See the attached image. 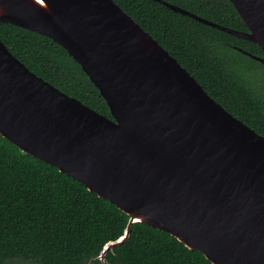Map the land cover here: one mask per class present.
I'll return each instance as SVG.
<instances>
[{"label":"water","instance_id":"water-1","mask_svg":"<svg viewBox=\"0 0 264 264\" xmlns=\"http://www.w3.org/2000/svg\"><path fill=\"white\" fill-rule=\"evenodd\" d=\"M259 46L264 0H229ZM0 23L45 36L105 101L99 114L29 71L0 40V136L212 264H264V137L233 117L113 0H0Z\"/></svg>","mask_w":264,"mask_h":264},{"label":"trees","instance_id":"trees-1","mask_svg":"<svg viewBox=\"0 0 264 264\" xmlns=\"http://www.w3.org/2000/svg\"><path fill=\"white\" fill-rule=\"evenodd\" d=\"M215 24L247 28L229 0H162ZM183 67L221 107L264 137V68L241 53L259 46L173 12L154 0H113ZM0 40L45 82L111 118L98 90L49 38L0 23ZM129 217L57 168L0 136V264H212L167 233Z\"/></svg>","mask_w":264,"mask_h":264},{"label":"rangeland","instance_id":"rangeland-1","mask_svg":"<svg viewBox=\"0 0 264 264\" xmlns=\"http://www.w3.org/2000/svg\"><path fill=\"white\" fill-rule=\"evenodd\" d=\"M16 264H30V263H23V262H19V263H16Z\"/></svg>","mask_w":264,"mask_h":264}]
</instances>
